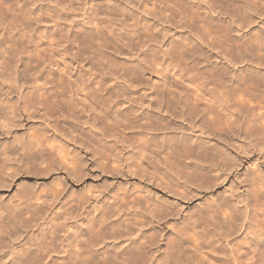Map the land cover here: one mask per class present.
Listing matches in <instances>:
<instances>
[{
	"label": "bare ground",
	"instance_id": "obj_1",
	"mask_svg": "<svg viewBox=\"0 0 264 264\" xmlns=\"http://www.w3.org/2000/svg\"><path fill=\"white\" fill-rule=\"evenodd\" d=\"M195 1L194 0H144L143 1V4L145 6V8H143V11L147 12V14L149 15L150 14H162L161 16L163 17L157 15L156 18L159 16L163 20L164 14L166 15V13H168V16L166 15L168 19L167 18L166 19L168 22L169 21L174 22L173 25L174 24L177 25L179 23L177 20L176 21L178 23L177 24L175 23V19L179 17L180 23H188L186 27L189 25L191 29H193L194 31L196 30L195 32L196 34L195 33L194 34L198 36H195V37L196 38L199 37V38L197 39L198 43H194V41L187 42L188 39L185 42L182 40L181 41L182 43L180 42L181 39L177 43H173L171 41L172 43L170 44V41H169V44L171 46H168L169 45L168 44L167 45L168 49L165 51L166 49L165 47L164 48L165 52L162 55H160L159 52L163 51L162 50L163 47L161 48V50L159 49V52H158V49H157L159 48L158 46L156 48L154 46V48L157 50L153 48L147 49L145 48L146 46L145 47L143 46V49L144 48L146 49V51H144L143 54L147 58L145 61L146 62L145 64L143 62L144 61L143 59H145V56L142 59L143 63L139 61L141 60L140 58H142L143 56L140 53L142 56H140L139 60L137 61L134 60V61L136 62L139 61L141 63H138L136 65H133V64L131 65V62H129L131 67L129 65H127L129 67L125 65H124L125 67L123 65H120L119 66L120 69L124 67L123 69L124 72L126 73L128 71V74H129V69L132 68L130 70L134 71L132 72L134 74L133 77H135V72H136V75H137V72L141 73L142 75L144 74L145 76L143 75V77H146V74H148L147 77L149 80L148 81L142 80V83L143 82H145V84L149 83L151 90L153 89L152 93L148 92L149 94L146 91H144L146 92L144 94L143 92L142 93L139 92V94L141 93V95H137L138 93L134 91L135 93H137L135 94L134 97L131 96L132 94H129L131 98L133 97L132 99H130L132 102L131 101L129 102L128 100L130 104L125 103L126 105L124 104L125 107L123 108L119 107L118 105V103L120 102L118 100L120 97L119 96L120 93H118L119 87L122 88V86L120 85L118 87L117 86L119 84L118 82H117L118 84L115 83L116 85H114L112 84V82H109V81L108 82L110 83V85H108V82L105 81V79H103L105 78V76H102L103 78H99L100 75H102V73L100 74L99 71H97V73L93 71L94 72L93 73L91 70V69H94L91 67V65L97 61V63L99 62L100 65L93 64L96 66V68H98V65L100 67L103 66L104 68L110 67L109 70L106 69V71H110V69H112L111 66L114 62L113 59L115 58L109 55L110 54L109 52L108 55L112 57V58L110 57L112 59L110 60L108 59L109 56H107L104 52H102L103 50L100 52L96 47H93L94 45L93 42L96 40L95 38H94L95 40L92 39L94 40L92 42L93 43L92 46L89 45V43L91 44V42H89L87 46L85 45L86 47L83 45V43H86V42H83L81 44L77 43L79 37H76L77 33L75 35L74 30L73 29L69 30L70 28L65 29L67 31L64 30L65 33L67 32L66 33L67 36L64 34V37L66 36L64 40H66L65 42L67 44L69 43L70 45H72L73 43H75L79 46V48L77 47L79 51H77L76 53H75L76 50L73 49L74 54L71 55L72 58L79 59V60L82 58L83 60H87V62L89 63L91 62L89 66L87 65L88 71L86 74L82 73L84 75L81 77L77 75V77H80L79 79L78 78L75 79L76 77L73 78L71 76L68 78H64V75L62 74H61L62 77L60 75H58L59 77H57L54 74L55 72H50V73L48 72V75L46 74V76H43V74L40 73L43 68L40 70L41 67L39 65H37L40 67L38 70H36L35 68L36 65L34 66L35 69H33L35 71L31 72L28 70V73L30 72L31 75L33 73V77L26 78L27 76H25L24 80L21 81V84L19 82H18L19 84L16 82L14 83L15 81L14 79L18 78V75H19L16 72V70H14L16 72L14 76H16V74L18 75L16 78L15 77L13 78L14 81L11 78L13 76L10 75V73L13 71H11L9 74L6 73L5 76L3 73L0 72L1 74H3L2 75L3 79L2 81H0V83L2 82L3 84H6L8 82L9 83L13 82L14 85L16 84L15 87L18 84V88H19V89L17 88L18 90H20L22 86L23 87L25 86V89L24 90L22 89L23 92H21L20 95L18 94L22 101L21 108H19L18 105L13 104L12 102L11 103L7 101L5 102L4 101L5 98L3 99L4 95H9V93H7L8 91L7 87L10 85L7 84L8 86H6V88H4L5 87L4 85L2 87L0 85V135L2 136L8 135L7 138L9 139L10 138L9 135H11L14 130L15 132L17 130L18 132V130L22 128L25 124V123L24 124L22 123L23 121L22 116L24 115L28 116L29 119L32 117L33 118L38 117L40 115L41 118L46 120L44 122L48 123V126L46 127H32L31 129L28 128L26 132H23V134L15 133L14 135L11 136L13 137L12 140L3 141V142L0 141V173L4 169H10V168H7L6 166L8 162L26 161V163H29L31 165L28 171L33 170L34 167H38L42 173L46 174L50 170H53L56 165V161H59L61 163L68 162V164L71 163L72 165H74V167H72L73 172L75 173L76 177L80 178L82 176L81 168L83 166V161H82L81 156L74 155L72 157L66 151L64 145H62L60 142L52 138V134L50 133V129H49L50 127H53L54 131H57L59 129L65 130V131L68 130V134H73L75 133V131L79 130L81 134L80 135L73 134L74 138H78L80 139L81 142H84V143H91L93 147L99 148L100 155H101L100 157H102L103 159H107L109 161L112 159V157H115L114 156L115 155L114 146L109 145L107 147V144H106L107 141H105V139L103 138L104 136L102 134L101 135L103 137L97 136L96 132L93 131V129H95L96 125L97 126L99 125L101 127V131L107 132V134H109L110 136L116 135L117 131L120 132L121 134H124L125 131L129 130L131 132L129 134L134 139V151L133 153H131V156H129L128 158L131 160V163L128 164L129 169L134 173H140V174L149 173L151 174V176L155 177V180H159L161 183L165 185H169V186L173 185V182L171 180L173 179L171 178L172 174H175V175H178L179 177L184 178L186 182H192V183H195L198 187H201L203 177H206L208 173L210 172L216 171L218 172L217 176L221 177V175H223L224 172L226 171L237 170L240 163H242L243 158L239 154H236V157L233 156L232 155L233 152L230 151L231 147L236 146L234 141H235V137L237 136L239 137L244 136L245 139H249L251 142L254 141L257 144H260L261 146L264 147V83L262 85H260L261 83H259V85H256V86L253 85L251 87L248 85L250 83L248 81L250 80L253 81L255 79H253V77L251 78V76L245 75L248 72H255L253 70L254 69L256 70V68L259 71L262 68L257 67L259 63L256 66L254 65L253 66L252 65L242 66L241 65L242 64L241 62L245 61V58L248 55L249 51H247L248 53L244 57V60L243 59H242L243 61L240 60L241 62H236V60L239 61L240 57L239 59H235L236 57L233 58L234 53H232L233 57L231 58L235 59L234 60L235 62L233 60H231V62H228V63H222L220 61H219L220 63L219 62L209 63L208 61H206L209 64L202 65L200 63L202 65V66L199 65L200 67H197V66L194 67L195 64L194 66H190V64L188 66L187 64L186 66H184L185 64L184 61L182 64L181 63L182 61L180 60V58H179L180 61L178 60V57H177V60L175 59L176 51L177 52L181 50L183 51L185 48H188V47H198L199 51H200V47H203V46L210 48L211 50L214 48L223 47L225 48L226 51H229L231 49H235V50L237 49V51L238 50L241 51L242 48H247V49L254 48V50L256 49L259 52L260 51L264 52V28H263L262 35L259 34L260 32L259 33L254 32L252 35V39L251 40L248 39L249 42L234 41V39L233 40L231 39L232 34L235 31H239L237 30L238 28H242V29L244 27L248 28L247 26H249L254 21L256 22L257 19L253 20L256 14H259L258 17H261L262 20L260 22L264 23V0H203L206 2V4L209 5L207 6V8L209 7L208 9L211 10V12L209 11V13L205 11H201V9H203L202 7L206 5L204 4L203 1L202 2L200 1V2L203 3L204 6H202L201 3L196 4ZM113 7H115V5ZM149 7H151V9ZM110 8L111 7H109V9L108 8L106 9H108L109 11ZM101 10L103 9L101 8ZM212 10L215 11L217 15H214L213 14L214 12ZM87 11L89 12L90 10H87ZM95 11H98V10H95ZM128 11L130 10H127V14L129 13ZM112 12L113 10H110L108 15L112 16L110 14ZM116 12L117 11H115V13ZM103 13H106V12H103ZM115 13L113 12V15ZM118 13H121V12L119 11ZM133 14L131 13V15ZM90 15L88 14L87 16H90ZM93 15L95 16L92 17L91 15L89 19L86 20V22L88 21V23H84L85 27H86V24L89 25L91 29L92 28L94 29L93 31L90 30L93 36L100 37V39H102L101 35L105 31L106 28L104 27L105 29L103 28L104 31H102L103 29H101L99 25L102 26L101 23L105 20V16H104L105 14L102 15L104 16V18L101 17V15H99V13L97 12ZM137 15L135 16L138 17L139 15L138 16ZM41 16H42V12H41ZM123 16L124 15H122V17ZM128 16L131 17L130 13L128 14ZM38 17L40 18L39 15ZM124 18H126V16ZM114 19H111V20H113L114 22ZM126 19L124 20L126 21ZM226 19H229V20H226ZM52 20H49V21H52ZM136 20L138 22V19ZM107 21H110V18L109 19L107 18ZM135 21L134 22L132 21V25L133 23L135 25ZM53 22L54 21H52V23ZM109 24L112 25L111 22H109ZM128 25L129 27L131 26V24H128ZM138 25L139 23L136 24L135 27H137ZM152 25H147V27L145 26L144 27L146 28V32L147 31L150 32L149 30H151V32L155 34V32L153 31L155 27L153 28L154 25L153 26ZM70 26L68 25L67 27H70ZM62 27L63 26H61V28ZM135 27L134 29H136ZM142 27L143 26L137 29H141ZM235 27H238V28L236 29ZM59 28L60 27L58 26V29ZM116 29L118 32L122 30V29L118 30V28ZM131 29H129L130 31L129 30L128 31L132 35L131 32H134V29L133 31ZM144 30L142 31L144 32ZM222 30H225V33L224 32L221 33ZM117 31H116V34H117ZM85 32H89V31L85 30ZM91 32H89L88 34L85 33L84 35L86 34L92 35L90 34ZM134 33H133V36L135 37ZM106 34L108 35L110 33L107 32ZM112 34L113 36L114 35L116 36V34H114L113 32ZM119 34L125 35L124 31ZM105 35H103V37H105ZM150 35L153 38H151L150 36L149 37L150 39L148 40H151V41L147 40L148 38L147 36V38L143 40L144 42H142L141 40L142 44L146 42L145 40L151 43L153 41V43H156V44H157V41H161V40L156 39L160 37L159 35H157L158 37L156 38L154 37V35L152 34ZM138 36H137V39L140 40V37L144 36V34L143 35L141 34L140 37ZM60 37H61L60 39L64 38L61 35ZM116 37H111V39L112 38L115 39ZM105 38H110V37H105ZM118 38L119 39L121 38L120 35L118 36ZM127 38L129 40L131 39L130 37H127ZM165 38H166V35L164 38L161 37V39H163V42L166 41V40L164 41ZM122 39H123V36H122ZM57 40L58 39H56V41ZM106 40L108 41H104V42H107V43L109 42L111 44L116 41L115 40L112 42L111 40L109 41V39H106ZM155 40L157 41L155 42ZM56 41L54 42L56 43ZM59 41L61 40L57 41L58 44H60ZM102 41L96 40L95 43L97 42L104 43ZM120 41L122 42L123 40H120ZM126 41L130 42V43L126 42L127 44H131L133 42L132 40L131 42V41H128L127 39ZM63 43L61 41V44ZM66 43H64L63 46ZM123 43H119V44L123 45ZM115 44L118 45L117 42ZM115 44L114 46L112 45L114 48L116 47ZM137 44L138 43H136L133 47L131 45L130 46L127 45L126 48L128 46L131 48H134ZM159 44L160 42L157 45ZM141 45L139 44L136 47L141 48L142 47ZM63 46L59 45V47H63ZM102 46L106 47L105 43ZM69 47L71 48V46ZM69 47L67 48L64 47L63 49L68 50ZM107 48L109 49L108 46ZM107 48L105 49L107 50ZM117 49L119 50L120 48L118 47ZM194 49H191V51H193ZM120 50H124V49H120ZM107 51H112V50H107ZM117 51H114V52L118 56L117 53L119 51L118 52ZM239 51L237 53H239ZM188 52H186V55H184V57L187 55L189 56ZM259 52H255V53L253 52V54H256V53L259 54ZM198 53L203 54L202 52L201 53L196 52V54L194 55L198 56L199 55ZM241 53H243V50ZM239 55L241 54L239 53ZM200 56H199V59L201 58ZM225 56H228V55L225 54ZM1 57H4V55L2 56L1 54ZM184 57H183V60H184ZM226 58L229 59V61L231 59L229 57H226ZM262 59L257 58V60H261L260 62H262ZM7 60L5 58V60L3 61L6 62ZM83 60H81V62H78V60H76L77 63H79V65L74 66L75 69L76 67L79 70L80 69L83 70L85 68V65H83L84 64ZM186 60L187 59H185V61ZM205 60H208V59H205ZM251 62L255 64V62L253 61ZM12 63L13 61L11 62V64ZM148 63L149 65H146ZM239 63L241 64L239 65ZM7 64L9 65V63ZM11 66L12 65H10V67ZM25 66L27 65L25 64ZM157 66L159 68L161 67L162 70H165V69L174 70L175 72L173 71L174 73H172L173 75L172 77L174 78H170V79L172 80L175 79V81L173 82L172 80L169 79V77L171 76L170 74L167 80L162 78L163 83L162 82L159 83L160 80L157 83L156 79L154 80L153 78L156 71H153L154 74L152 72L151 73L148 72L152 70L153 68L157 70L158 69ZM27 67L29 68L30 65ZM27 67L23 66V70L27 71L28 69ZM114 67L111 73H113L114 69L116 71L118 66H114ZM0 68H1V71H3L5 68L4 64H1ZM12 69H14V67ZM54 69L55 67L53 68V70ZM118 72L119 70L116 71L117 74ZM261 72L260 74H263ZM28 73H24V74H28ZM106 73L107 72H105L104 75H106ZM121 73H123V71ZM125 73L123 74L125 75ZM164 73L166 74V72ZM204 73L205 74L209 73L210 76H205ZM22 76L24 77L23 74ZM67 76H69V74ZM110 76H108V78H110ZM128 76L130 77L131 75L129 74ZM161 76L163 77V74ZM124 77H126V79L128 80H130V78L133 79V77H130V78H128L127 76H124ZM255 77L256 75L254 76V78ZM136 79L138 80L139 77L137 76ZM256 79H259V78L256 77ZM263 79H261V82ZM106 80H109V79H106ZM126 81L127 80H125V82ZM133 83L131 81V85H130L131 87L134 85ZM140 83L141 81L137 83L138 85L136 84L137 87L141 86L139 85ZM129 84H126L128 85V87L127 86L125 87L129 88L130 87ZM245 84L246 86L248 85L249 87L245 88L244 87ZM144 87L145 86L143 85L141 88H144ZM133 88L135 90V87ZM141 88H140V91L142 90ZM125 89L123 90L122 88L124 92H125ZM3 90L5 91L4 93H3ZM124 92L120 94L122 99H123V96L126 97L125 94L127 92L125 94ZM87 98H90V100L92 99V101H95V104L97 102L98 105L97 104L96 105L100 106V108H98L96 105L91 104L92 101L91 103L89 102L90 104H88ZM124 100L127 101L125 98ZM120 106H122V103L120 104ZM80 110L82 111L87 110L86 112L87 115L85 116L87 117L90 116V119H92L91 128L86 129L79 125V128L81 129L80 130L77 127V124L79 123L78 121L80 120L81 114H82ZM88 121L89 120L87 119L86 123ZM185 121L191 124L190 128L192 130H194V128L195 129L198 128L199 131H201L200 135L196 139L192 140L191 138L186 136L184 133L178 134L177 132H175V130L178 128V123L181 122V124H184ZM51 123H53V125H51ZM169 129L174 130V132H165ZM161 134H163L162 137H160ZM239 147L245 151L247 149V147H245L244 145L242 146L240 145ZM109 151H111V154H108ZM112 160L114 163L117 162L116 159H112ZM120 167H123L121 164V160H120V163H118V165L116 166V168L115 167L113 168L115 170L117 169L119 170ZM11 174L15 176V174H17V171L12 172ZM149 174H147V176ZM250 183H251L250 187H252L251 193L247 194L246 192H244L247 197L243 195L244 199L239 201L240 204L242 203V201L243 203H245L244 210L241 207H237L238 203L236 205L234 203L232 204L230 200L228 199H221L223 201L219 203L217 201L216 202L214 201L212 204H209V207L206 209L204 215L203 214L198 215L199 217L193 218L194 220L192 221V225H190L189 229L183 228L181 231L179 230L178 232L179 234L177 238H175V240L171 242V245L170 247L168 246L169 247L168 249L170 250L172 249L174 251L175 249H178L179 247H181L184 241H189L192 244V246L190 244L189 250H186L187 252L184 251L185 252L184 253L180 249V251L182 252L180 251L179 252L183 253L184 255L187 253L191 254V253H194V251L197 248H199L200 244H202L200 242V240L202 239L206 241L207 243H209L208 246L210 250L213 251L214 253V251L217 249V245L215 246V244H218L219 240L222 238H224L225 240H227L228 238H231L230 237L231 234L229 233V231H231L233 227H236L239 222H242V226H240L241 227L240 229H242L243 226L250 229V226H253L252 224L254 223V226L256 227L253 226L255 229L252 227L253 229L251 228V230H254L253 232L255 234L254 235L252 234L251 238H253L256 235L257 236L253 238V240L255 241H253L254 244H252L253 242H251L252 245L251 247H249L250 250L247 251L243 248H240L241 247L240 245L239 247V246L232 245L230 243L229 252L227 253V255L225 254L227 256L226 257L227 259L225 258L226 260L224 261V264H264V248H262L261 246L256 247V245L258 246L259 239L264 240V175H261L260 173V174L255 175L254 177L252 176V178L250 179ZM248 191L249 190H247V192ZM126 193L125 194L118 193L117 197H115V199L110 203L109 206L102 207L103 206L102 204L101 208H97L96 212H93L92 215H90L91 213L90 214L87 213V215L85 214L84 216H82L85 221L83 226L78 227L79 226L78 225L77 226L78 228L71 230L69 233H68L69 230L67 229H66L67 232L61 233L62 230L60 229L59 224L54 222L53 218H50L47 222H45L46 225L40 229L41 231L39 235L36 237V240H35L36 243L33 248L27 247V246L21 247L20 242H18L17 240L18 230L14 229L15 223L18 224L20 222L23 223L24 221L26 222L31 221V219L34 218L33 215L34 214L37 215L34 212L38 211V209L41 206V203L52 201V204H54L57 201V199L60 198V192L58 191L53 192L51 194V197L47 198L48 197L47 193H43L42 191H38V192L36 191L33 196V198L36 199V202H35L36 204H34L33 207L31 206L32 207V209L30 208L31 210L29 209V207L24 206L25 204L24 202H22L24 203L22 205V204L17 203L18 201L16 203L13 201L12 207H11V213L13 216L10 214V216H12L13 219L9 218V221L10 219H11V222L13 221L12 223H10V225L12 224L13 226L9 230H6L7 228L5 226L4 227L6 229L3 227V223H1L2 226L0 224V252L2 253L0 255V264H49L50 260L53 259V256L55 254H58V253L61 254L62 252L64 253V258H63L64 261L61 264H138L141 261H143V263L141 264L148 263L149 261V258L147 256L148 254L147 252L145 253V251H143L145 242L142 243V240L145 238L142 236L146 234L144 233L145 230L143 228L147 225V221L145 220L144 217H139L140 219H138V216H145V214L147 213L146 215H150L149 217H156V216L163 217L165 216V214H170V212L167 210L168 209L167 205L166 207H164L167 209H164L162 204L154 202V200L150 201L146 197H141L142 199L141 201L137 196L131 197L133 196L132 193L130 194L129 193L126 194ZM130 197L131 199H129ZM118 200H122L124 201V203L129 202L128 205H130V207L133 209L129 210L130 211L129 213L125 212L124 208L122 209L121 205L116 204V202L119 203ZM125 200H128V202H125ZM77 202L78 203L80 202V204H82L81 201H77ZM65 203H67L65 202V199L62 200L61 198L60 202H58V205H57L59 206L58 208L61 210V208L65 205ZM32 204L33 202L31 203V205ZM84 208L85 207H83V209ZM139 208L143 209L141 210V212L143 211L142 213H140V211L138 210ZM170 209L171 207L169 208V210ZM66 211L67 210H65L64 212L68 214L69 212H66ZM23 213L24 214L27 213L26 215L28 219L26 217H23ZM128 214L130 216L131 214L134 216L133 217L134 221L130 219V216L127 217ZM260 217L262 218L260 219ZM23 218H26V219H23ZM257 218L259 220H257ZM225 224H226V227H228V230L223 229ZM135 227H136V230H135ZM210 227L211 229H209ZM248 229H245V230H248ZM134 230L135 232L138 230L136 236L137 237L139 236L138 238L141 240V242L140 240L136 241L138 238L137 239L133 238L131 242H128L126 244L124 243L125 241L115 242L121 239V237L126 236L127 238V236L129 235H131V237L132 236L134 237L135 235ZM139 232L140 234H138ZM11 237H13V240L9 241ZM152 241L150 240L149 242H152ZM167 255L168 257L166 256L167 257L166 259H159L157 264H172L174 262L172 259L176 258L175 256L176 254L170 253L168 251ZM178 258L174 260L178 262L177 260ZM61 261L62 260H60V262Z\"/></svg>",
	"mask_w": 264,
	"mask_h": 264
},
{
	"label": "rangeland",
	"instance_id": "obj_2",
	"mask_svg": "<svg viewBox=\"0 0 264 264\" xmlns=\"http://www.w3.org/2000/svg\"><path fill=\"white\" fill-rule=\"evenodd\" d=\"M143 1L142 0H136V1L135 0L134 1L133 0H131V1L130 0H37V1L36 0H21V1L20 0H0V51H1L0 53L2 54V56L4 55V57H1V54H0V65L4 64V67L6 68V69L4 68L5 71L4 70L1 71V68H0V72L3 73L5 76L6 73L9 74L11 71H13L10 73V75L13 76V77H11L12 80L14 77L16 78L17 75L19 74L18 78L21 80L16 78V79H14L15 81L14 80L13 81H14V83L19 82L20 84H21V81L24 80L25 76H27L26 78L33 77V73L31 75V73L29 72L30 73L29 74L28 70L33 72V71H35L33 69L36 68V70H38L40 67H41L40 70L43 68L42 71L40 72L41 74H43V76H46V74L48 75V72L49 73L55 72L54 74L57 77H59L58 75L61 76V74H62V75H64V78H68L71 76L73 78L76 77L75 79H77V78L79 79L81 76H83L84 74L87 73V71H88L87 65L89 66L91 64V62L89 63V62H87V60H83L82 58L80 60L72 58L71 55L74 54V50H76L75 53L77 51H79L78 50L79 46L75 43H73L75 45L74 46L73 44L70 45L69 43L67 44L65 42L66 40H64V39L67 36L66 35L67 32L65 33V31H67V30H65V29H68V28H70L69 30L73 29L75 32V35L77 33L78 36L76 35V37H79L77 43L81 44L83 42H86V43H83L84 46L85 45L87 46L89 42H91V44L89 43V45H91V46L94 43L93 47H96L100 52L103 50L102 52H104L107 56L111 55L112 57H114L115 58V59H113L114 65L112 64V66H111L112 69L114 66L119 67L120 65H123V66L129 65L131 67L132 64L136 65L138 63H141L143 57L145 56L143 54V52L146 51L145 48L155 49L158 46L159 48H157V49L159 52V49L161 50V48L163 47L162 48L163 51L159 52L160 55H162L168 49L167 45L169 44V41L171 44L172 42L177 43L180 39H181L180 42L182 40L185 42L188 39L187 42L194 41V43H198L197 39L199 37H197V38L195 37V36H198V35H195L196 30L194 31L193 29H191V27H189V25L186 27V25L188 23H180V21H179L180 18L178 17L175 19V23L177 24L179 22L180 25H182V26H180L179 23L177 25H175V24L173 25L174 22H172V21L168 22L167 21L168 17H166V15L168 16V13H166V15L164 14L163 20L161 18V17H163V16H161L162 14H150L149 15V14H147V12L143 11V8H145ZM200 1L202 2L203 0H197V1H195V3L200 4L201 3ZM203 2H204V4H206L205 1H203ZM20 3H22V4H20ZM204 4L201 3L202 6H204ZM114 5H115V7H113ZM207 6H209V5L206 4L204 7H202L203 9H201V11H205L208 13H209V11L211 12V10L208 9L209 7L207 8ZM109 7H111L110 10H113L114 13H115V11H117L114 15H113V12L110 13L112 16L108 15L109 11H110V10L108 11ZM98 8H100V9H98ZM101 8L104 11L101 10ZM106 8H108V9H106ZM122 8L125 11H123ZM149 8L151 9V7H149ZM87 10H90L91 12L90 11L88 12ZM95 10H98V11H95ZM127 10H130L128 12L130 13L131 17L128 16L129 13L127 14ZM132 10H134V11H132ZM119 11L121 13H118ZM41 12H42V16H41ZM96 12L99 13V15H101V17H103V18L105 16V20L101 23L102 26L99 25V27H101V29H103L104 27L106 29H108V28L110 29V30L109 29L106 30L104 28L105 31H104V29L102 30L105 32V34L107 32L110 33L108 35L106 34L107 35L106 36L103 32L101 35L102 39H100V37H94L92 32L90 31V30L93 31L94 29L93 28L91 29V27L87 24L85 27V24H84V23H88V21L86 22V20H88L91 15H92V17H94L95 15H93V14H95ZM103 12H106V13H103ZM213 12L212 13L214 15H217V13L215 11H213ZM122 13H124V14H122ZM131 13L132 14L136 13L135 15L138 14L139 16L137 15L138 17H136L134 14L131 15ZM88 14L89 15L91 14V15L87 16ZM38 15L40 16V18L38 17ZM53 15L54 16L56 15L55 16L56 18ZM102 15H104V16H102ZM122 15H124V16L122 17ZM157 15H159L161 17L158 16L156 18ZM258 15L259 14L255 15V17H254L255 19L253 18V20H256V19L257 20H256V22L255 21L253 22L254 24L251 23L253 25L250 24L249 25L250 27L247 26L248 28L244 27L243 29L235 27L236 29L238 28L237 30H239V31H235L232 34L231 39L232 40L234 39V41L249 42L248 39L249 40L252 39V35L254 32L255 33L260 32L259 34L262 35L264 23L260 22L262 19H261V17H258ZM125 16L127 19L124 18ZM154 16H155V18H154ZM134 17H135V19H134ZM107 18L108 19L110 18V21H107ZM52 19H54V20H52ZM111 19H114V22ZM124 19H126V21ZM136 19H138V22ZM49 20H52L54 22L52 23V21H49ZM81 20H82V22H81ZM226 20H229V19H226ZM132 21L133 22L135 21V25L138 23H139V25L137 27H135V25L133 23V25H134L133 26ZM165 21H167V22H165ZM12 22H13V24H12ZM56 22L57 23L59 22V23L57 24ZM109 22H111L112 25H110ZM106 23H107V25H106ZM168 23H170V24H168ZM70 24H71V26H70ZM128 24H131V26L129 27ZM140 24H142V25H140ZM68 25L70 27H67ZM147 25H152L153 28L155 27V29L153 30L155 32V34H153V32H151V30H149L151 33L148 31L146 32L145 27H147ZM183 25H185V26H183ZM58 26L60 27L59 29H58ZM61 26H63V27L61 28ZM141 26H143L141 29H137V28H140ZM131 27H132V29H131ZM134 27L136 29H134ZM82 28H83V30H82ZM116 28H118V30H121V29L122 30L118 32ZM189 28L193 31H191ZM129 29H131L132 31L134 29L135 33L131 32L132 33V35H131L129 33V31H130ZM85 30L91 32L90 34H92V35H87L89 32H85ZM135 30L137 31V33ZM140 30L141 31L144 30V32L143 31L141 32ZM111 31L114 34H116V31H117V34H116L117 37L115 35L113 36ZM123 31H124L125 35L119 34V33H122ZM248 31H249V33H248ZM138 32H139V34H138ZM187 32H189L190 34ZM223 32L225 33V30L221 31V33H223ZM85 33H87V34L84 35ZM133 33H134L135 37L133 36ZM140 33L142 35L144 34V36H141ZM64 34L66 35L65 37H64ZM150 34L154 35L155 38L158 37L157 35L160 36L159 37L160 39L159 38H156V39L161 40V41L155 40V42L157 41V44L160 42L159 45H157L156 43H153V41H152V43L148 42V41H151V40H148V39H150L149 38L151 36ZM60 35L63 36L64 38L62 37L63 39H60L61 38ZM81 35L82 36L84 35L85 37L88 36V37L85 38L84 36L82 37ZM103 35H105V37H110V38H105V37H103ZM119 35L121 37L120 39L118 38ZM121 35L123 36V39H122ZM145 35H147L148 38ZM165 35H166V38L164 39V41L165 40L166 41L163 42V39H161V37L164 38ZM189 35H190V37H189ZM192 35H194V36H192ZM126 36L130 37L131 39L129 40ZM137 36L138 37L141 36L140 40L137 39ZM249 36H250V38H249ZM111 37H116V38L115 39L112 38L113 39L112 40ZM143 37H145V38H143ZM94 38L97 41L103 40L102 42L108 41L106 39H109V41L111 40L112 42L115 40L116 41L113 42L112 44L109 42L108 43L104 42L106 45V47H105V46H102L104 43H100V42L95 43L96 40ZM146 38L148 41L145 40L146 42L142 44V42H144L143 40ZM151 38H153V37L151 36ZM56 39L61 40L62 43L64 42L66 44L63 46L64 43L61 44V41H59L60 44H58V42H57L58 40L56 41ZM79 39H81L82 41ZM92 39H94L95 41ZM126 39L128 41L132 40L133 42L131 41L132 42L131 44H127L130 42H127ZM175 39H177V40H175ZM191 39H193V40H191ZM86 40H88V41H86ZM117 40H119V41H117ZM120 40H123V41L121 42ZM141 40H142V42H141ZM54 41H56V43ZM116 42L118 43L119 46L117 44H115ZM99 43L101 44V46ZM119 43H123V45L119 44ZM136 43H138L136 46H138L139 44L140 45L142 44L141 45L142 47L139 46L142 49L138 48L136 46L134 48L129 47L130 45L133 47ZM114 44L116 46L115 48L113 47ZM153 44H155V45H153ZM170 44L168 46H171ZM59 45L63 46V47H59ZM127 45H129L128 46L129 48L128 47L126 48ZM148 45H149V47H148ZM160 45H161V47H160ZM69 46H71L72 50ZM107 46L109 47V49L107 48ZM143 46L144 47L146 46L144 48L145 50L143 49ZM154 46H155V48H154ZM64 47H66V48L69 47V49L64 50L63 49ZM74 47L75 48L78 47V48L75 49ZM99 47H100V49H99ZM118 47L120 49H124V50H120V49L118 50L117 49ZM165 47H166V49L164 51ZM203 47H200V51L198 50L199 49L198 47L185 48L183 50V51L186 50L185 52H183L181 50L183 54L181 53V51H178V52L176 51L175 52V56H176L175 59L177 60V57H178V60H179V58H180V60L182 61L181 62L182 64L184 61V63H185L184 66H186V64H187V66L189 64H190V66H194V64H195L194 67H196V66L200 67L202 65H206V64H209L211 62L216 63V62L220 61L222 63H228V62H231V60L234 61L235 59H239V57H240L239 61L236 60V62H241L244 60V57L247 55V53H248L247 51H249L248 55L245 58V61L241 62L242 64L239 63V65L241 64L242 66H247V65L256 66L259 63L257 67H260L262 69L259 71L256 68V70L255 69L253 70L255 72H248L245 74V75L251 76V78L253 77V79H255V80H253L254 82L252 80L248 81L250 83L252 81V83H253V84L249 83L248 85L252 87L253 85L254 86L259 85V83H261L260 85H262L264 83L263 82L264 81V79H263V77H264V68H263L264 67V63H263L264 52L263 51H260L261 52V54H260V52L257 51L256 49L254 50V48H248L249 50L247 48H242L243 53H241L242 50L241 51L238 50L239 53L241 54V55H239V53H237L238 52L237 49L236 50L231 49L232 51L231 50L226 51L225 48H223V47L214 48L212 50L210 48L205 47V46H203ZM105 48H107V50H112L113 52L107 51ZM219 48H220V50H219ZM157 49H155V50H157ZM191 49H194L193 50L194 53H193V51H191ZM244 49L246 50V52ZM187 50L190 51L191 53L188 52ZM218 50L220 53L218 52ZM251 50L254 53L259 52V54L258 53L253 54V52ZM2 51H4V52H2ZM114 51L118 52L117 53L118 56L116 55V53ZM120 51H121V53H120ZM122 51H124V52H122ZM109 52H110V54L108 55ZM186 52L189 53V56L187 55V56H185L186 57L185 58L184 55H186ZM196 52H200V53L202 52L203 54L198 53L199 55L197 54L198 56H195L194 54H196ZM179 53H181V54H179ZM229 53L231 56L229 55ZM232 53H234V55ZM192 54L194 55V57ZM225 54L228 56H225ZM257 54H258V56H257ZM253 55H254V57H253ZM111 56H109L108 59L112 60ZM140 56H142V58H140ZM199 56L201 57L200 59H199ZM220 56H222V57H220ZM223 56L225 59L223 58ZM248 56H250V57H248ZM261 56L263 59L261 58ZM181 57H182V59H181ZM183 57H184V60H183ZM188 57H189V59H188ZM226 57H229V58H231V57L235 58L236 57V58L235 59L231 58L229 61V59H227ZM5 58H6V60L8 59L6 62L9 63V65L5 61H3V60H5ZM139 58L141 60H139ZM251 58H253L254 60ZM257 58L262 59V62H260L261 60H257ZM146 59L147 58L145 56V59H143L144 64L146 63L145 62ZM185 59H187V60L185 61ZM194 59H196V60H194ZM202 59L203 60L208 59V60L203 61ZM76 60H78V62H81V60L84 61L83 65H85V68L83 70L80 69L82 72L77 67L75 69L74 66L79 65V63H77ZM134 60H136V61L139 60L141 62H139V61L136 62ZM12 61H13V63L11 64ZM206 61H208L209 63H207ZM251 61L255 62V64L252 63ZM2 62H4V63H2ZM43 62H45V63H43ZM72 62H74V63H72ZM129 62H131V65ZM133 62H135V63H133ZM115 63H117V64H115ZM25 64L27 66L30 65L32 70L30 67L28 68L27 66H25ZM93 64L97 65V64H99V62L97 63V61H96ZM10 65H12V66L14 65L13 66L14 69H12L13 67L11 66L12 67L11 68ZM37 65H39L40 67ZM66 65L67 66L69 65L68 66L69 68ZM72 65H73V67H72ZM92 65H91V67L94 68V69H91L92 72L94 71L95 73H97V71H99L100 74L102 73V75H100L99 78H103L102 76H105V78H103V79H105V81L112 82V84H114V85H116L115 83L118 82L119 83V84L117 83L118 87L121 85L123 90L126 88L125 92H124L122 90V88L119 87L118 93L122 94L124 92V94H125L127 92L125 94L126 97H124L122 95L123 99H122L121 95L119 94V96L121 98L119 97L118 100L122 103V106H120L121 103L119 101H118L119 102L118 105L121 108L125 107L124 104L125 103L128 104L131 101L130 99H132L135 96V94H137V93H138L137 95H141L142 92H143V94L146 92L152 93L153 89L151 90L149 83L148 84L147 83L145 84V82H143L144 84L142 83V80H147V81L149 80L147 77L148 74H146V77H143L144 74L142 75L141 73L137 72V75H136V72H135V77L136 78H137V76L139 77V79H138L139 81H138L135 77H133L134 74L132 72H134V71L130 70V69H132V68H130L129 74L131 75L130 77H133V79L134 78L136 79V80L134 79L135 80L134 81L132 78H130L128 76L129 75L128 71L126 72L128 75L124 72L123 69L125 66L124 67L121 66V67H123L121 69H120V67L119 68L117 67L116 71L119 70V72L117 74L115 69H114L115 73H114V71H113V73H111L112 69H110V71H106V69L109 70L110 67L104 68L102 65H101L102 67H100L99 66L100 64H99L98 68H96L95 65H93L95 67H93ZM146 65H149V63ZM23 66L28 68V69L25 68V69H27V71L23 70ZM34 66H35V68H34ZM129 66H127V67H129ZM54 67H55V69L53 70ZM103 68H104V70H103ZM114 68H116V67H114ZM19 69H21V70H19ZM153 69L148 71V72L149 73L152 72L154 74L153 71H156L153 78H154V80L156 79L157 83L159 80H160L159 83H161V82L163 83L162 78L167 80L168 76H170V74H171V76L169 77V79L174 78V77H172L173 76L172 73L175 72L174 70H169V69L162 70L161 67L160 68L158 67L159 70L158 69L156 70L155 68H153ZM14 70H16V72L18 73V74H16V76H14L16 73ZM67 70H69V71H67ZM120 70H121V72L123 71V73H125V75L123 73H121ZM130 71H131V73H130ZM157 71L158 72L160 71L162 73L159 72L160 73V75H159V73ZM23 72L28 73L29 76H28V74H24ZM74 72H75V74H74ZM105 72H107L106 75H104ZM109 72H110V74H109ZM164 72H166V74ZM169 72H171V73H169ZM260 72L263 74H260ZM1 73H0V81H2V79H3L2 78L3 74H1ZM71 73L73 74V76ZM82 73H84V74H82ZM251 73H252V75H251ZM22 74L24 75V77L22 76ZM66 74L67 75L69 74V76H67ZM162 74H163V77L161 76ZM257 74H258V76H257ZM77 75H79L80 77H77ZM139 75L141 76V78ZM204 75L210 76L209 73H207V74L204 73ZM255 75L259 79H256V77L254 78ZM260 75H262V76H260ZM108 76H110V78H108ZM124 76H127L128 78H130V80L126 79V77H124ZM143 78H145V79H143ZM106 79H109V80H106ZM261 79H263L262 82H261ZM125 80H127L126 81L127 83L125 82ZM170 80H172V79H170ZM131 81H132V83L135 82V83H133L134 85H136L137 83H139L141 81V83L139 84L141 86H139V87L141 88L143 85L145 87L141 88L142 90L140 91V88L137 87L138 84L136 86H134V85L132 87L130 86ZM172 81L174 82L175 79H173ZM109 82H108V85H110ZM124 82L126 84L130 83L129 84L130 87L127 88L128 85H126ZM1 83H0L1 87L4 85L5 86L4 88H6V86H8L7 84L10 85L7 87L8 91H9V92L7 91V93H9V95H4V97H3V99L5 98L4 101L5 102L7 101L9 103L12 102L13 104L18 105L19 108H21V105H22L21 102L22 101H21L19 95L21 94V92H23V90L25 89V86L24 87L22 86L20 88V90H18L19 89L18 88L19 83L17 84L16 87H15L16 84L14 85L13 82L12 83L8 82L6 84H3V83L1 84ZM122 83H124L125 85ZM146 85L149 86L150 90H149L148 86H146ZM248 85L246 86V84H245L244 87L248 88L249 87ZM125 86H127V87H125ZM133 87H135V90ZM131 88H133V89H131ZM136 88H138V89H136ZM14 89H16V90H14ZM4 90H6V89H4ZM4 90H3V93L5 92ZM127 90L130 92H128ZM134 91L137 93H135ZM144 91H146V92H144ZM17 92H19V93H17ZM139 92H141V93L139 94ZM129 94H132L131 96H133V97L131 98V96ZM124 98L127 101H125ZM8 99H10V100H8ZM87 99H88L87 100L88 104H90L92 99L91 100H90V98H87ZM121 100H123V101H121ZM128 100H129V102H128ZM91 104L96 105L97 102L95 104V101H92ZM85 105H86V103H85ZM97 107L100 108V106H97ZM80 111L82 114H81L80 120L78 121L79 123L77 124V127L79 128V125H80L81 127L86 128V129L91 128L92 127V123H91L92 119H90V116L89 117L85 116V115H87V113H86L87 110H85V111L80 110ZM38 117H40V115ZM38 117H34V118L32 117L33 119L32 118L29 119L28 116H26V115L22 116L23 121H24V122L22 121V123L23 124L25 123L24 126L22 128H20L18 130V132H17V130H16V132L14 130L12 132V134L9 135V137L11 139L7 138L8 135H5V136L0 135V141L3 142V141L12 140L13 139V137H11L12 135H14L15 133L23 134V132H26L28 128L31 129L32 127H46V126H48V123L44 122L46 120H44L41 117L40 118H38ZM87 119L89 121L86 123ZM179 123H180V125H179ZM179 123H178V128L175 130V132H177L178 134L184 133L186 136H188L192 140L196 139L200 135L201 131H199L198 128H196V129L194 128V130H192L190 128L191 127L190 123H187L186 121L184 122V124H181V122H179ZM51 125H53V123H51ZM186 125H187V127H186ZM49 129H50V133L52 134V138L54 140L60 142L62 145H64L66 151L72 157L74 155L75 156H77V155L81 156L82 161H83V166L81 168L82 176L80 178L76 177L75 173L73 172V169H72V167H74V165H72L71 163L68 164V162L61 163L59 161H56V165H55L54 169L50 170L46 174L42 173L38 167H34L33 170L28 171L29 168L31 167V165L29 163H26V161H20V162L12 161V162H8L6 164L7 168H10V169H4L0 173V219H1L0 224L3 223V227L5 226L7 228L6 229L4 227L6 230H9L13 226L12 224L10 225V223L13 222V221L11 222V219H13L12 218L13 215L11 213V207H12L13 201L15 203L18 201L17 203L22 204V205L25 203L24 204L25 207H29V209L30 208L32 209L33 205L36 204L35 203L36 199L33 198L36 191L37 192L42 191L43 193H47V195H48L47 198H50L51 194L53 192H56V191L60 192V198H58L54 204H52V201L41 203V206L38 209V211L34 212L37 214V215L34 214L35 216L33 215L34 220L31 219V221H29V222L24 221L23 223L22 222H20L18 224L15 223L14 229L18 230L17 240H18V242H20L21 247L27 246V247L33 248L35 243H36V241H35L36 237L39 235V233L41 231L40 229L46 225L45 222H47L50 218H53L54 222L59 224L60 229L63 231V232L61 231V233L67 232V230H69L68 231V233H69L71 230L76 229L80 226H83L85 221H84L82 216H84L85 214L87 215V213L88 214L91 213L90 215H92L93 212H96L97 208H101L102 204H103L102 207L109 206L110 203L115 199V197H117L118 193L119 194L120 193L125 194L126 192L129 194L132 193L133 196H131V197L137 196L141 201H142L141 197H146L150 201L154 200V202L162 204L163 208L166 207V205H167L168 209L167 208H164V209H167L170 212V214H165V216H163V217H160V216L149 217L150 215H146L147 213L145 214V216H138V219H140L139 217H144L145 220L147 221V225L143 228L145 230L144 233H146V234L144 236H142V237H145L142 240V243L145 242V245L143 247V251H145V253L147 252V254H148L147 256L149 258V261L146 264H157L159 259H166L168 257V255H167L168 251L170 253L176 254L175 255L176 258L179 257L177 259L178 262L174 260L176 258H173L172 260L174 262L172 264H176V263L177 264H224V261L227 259L226 255L229 252V246H230L229 244L230 243L232 245H235V246L240 245L241 246V247L239 246L240 248H243L247 251H249L250 250L249 247H251V245L254 244L253 241H255V240H253V238H255L257 236L256 235L253 238H251L252 234L253 235L255 234L253 232L254 230H251V228L254 226V223L252 224L253 226H250V229L243 226V228L248 229V230H245L243 228L240 229L241 228L240 226H242V222H239L236 227L232 228L233 230L231 229V231H229V233L231 234L230 235L231 238H228L227 240L222 238L219 240L218 244H215V246L217 245V249L214 251V253H213V251L210 250V248L208 246L209 243H207L206 241H204L202 239L200 240V242L202 244H200L199 248H197L194 251V253H191V254L187 253L184 255L183 253H180L182 251L187 252L186 250H189L190 244H191L189 241H184L183 245L178 248L179 250L175 249L173 251L172 249L171 250L168 249L171 245V242L173 240H175V238H177V236L179 234L178 233L179 230L181 231L183 228L189 229L190 225H192V221L194 220L193 218L199 217L198 215H202V214L204 215L206 209L209 207V204H212L214 201L215 202L217 201L219 203V202L223 201L221 199H228V200H230V202L232 204L234 203L236 205L238 203L239 206L237 204V207H241L243 210L245 209V203H243V201H242V203L240 204L239 201L243 200L244 196L247 197L244 192H246L247 194L251 193L252 187H250L251 186L250 185L251 184L250 179L252 178V176L254 177L255 175L260 174V173H261V175H264V147L261 146L260 144H257L254 141L251 142L249 139H245L244 136H242V137L237 136V137H235V141H234L236 146L231 147V150H230L231 152H233L232 153L233 156L236 157V154H239L243 158L242 163H240L237 170L226 171V172H224L223 175H221V177L217 176L218 172H216V171L210 172V173H208V175L206 177H203V181L201 180L202 181L201 187H198L195 183L186 182L184 178L179 177L178 175L172 174L171 178H173V179H171V178L170 179L172 180L173 185L169 186V185H165V184L161 183L159 180H155V177L151 176V174H149V173H144V174L143 173H141V174L140 173H134L129 169L128 164L131 163V160L128 158H129V156H131V153H133V151H134V139L129 134V133H131L129 130L125 131L124 134H121L120 132L117 131L116 135L110 136L109 134H107V132L101 131V127L99 125L98 126L96 125L95 129H93V131L96 132L97 136H102V135L104 136V137L103 136L102 137L105 139V141H107V143H106L107 147L109 145L114 146V149H115V155L114 156L115 157H112V159L117 160V162L114 163L112 159L109 161L107 159H103L102 157H100L101 155H100V149L99 148L93 147L91 145V143H84V142H81L80 139L74 138L73 134L74 135H76V134L80 135L81 134L79 130L75 131V133H73V134H68V130L65 131V130L59 129L57 131H54L53 127H50ZM165 132H174V130L169 129ZM162 136H163V134L160 135V137H162ZM240 145L241 146L244 145L245 147H247L246 151L241 149L239 147ZM108 154H111V151H109ZM120 160H121V164L123 167H120L119 170L118 169L115 170L113 167L116 168L118 163H120ZM14 171H17V174H15V176H13V174H11ZM256 172H257V174H256ZM147 174H149L150 176L149 175L147 176ZM247 190H249V191L247 192ZM29 193L30 194L33 193V194L30 195ZM131 197L129 199H131ZM61 198H62V200L65 199V202H67V203H65V205L60 210L58 208L59 206H57V205H58V202H60ZM77 201H81L82 204H80V202L78 203ZM22 202H24V203H22ZM32 202H33V204L31 205ZM118 202L119 203L116 202V204L121 205L122 209L124 208V211L127 213L130 212L129 210L133 209L130 207V205H128L129 204L128 200H125V202H128V203H124V201H122V200H118ZM27 205H29V206H27ZM83 207H85V208L83 209ZM170 207H171V209L169 210ZM65 210H67L66 212H69V213L68 214L65 213L64 212ZM138 210L140 211V213L143 212V211L141 212V210H143V209L139 208ZM198 211H199V213H198ZM201 212H203V213H201ZM10 214L12 216H10ZM26 214L23 213V217L27 218ZM81 214H83V215H81ZM3 215L7 218H5ZM64 215H65V217H64ZM139 215H141V214H139ZM8 216H10V217H8ZM129 216L130 215L128 214L127 217H129ZM133 217L134 216L131 214L130 219H132L134 221ZM9 218H11L10 221H9ZM26 218H23V219H26ZM258 218H257V220H259ZM261 218L262 217H260V219ZM138 222H139V220H138ZM1 226H2V224H1ZM136 227H135V230H136ZM225 227H226V224L224 225L223 229L228 230V227H226V228ZM254 227H256V226H254ZM209 229H211V227ZM135 230H134V234H135L134 237L133 236L131 237V235L127 236V238H126V236L121 237V239H119L118 241H115V242H119V241L124 242L125 241L124 243L126 244L128 242H131L133 240V238L137 239L139 237V236L138 237L136 236L138 230L136 232H135ZM247 231H249V232H247ZM61 233H59V234H61ZM138 234H140V232ZM125 238H126V240H125ZM11 240H13V237H11V239L9 241H11ZM139 240L140 239L138 238L136 241H139ZM150 240L151 241L154 240V241L149 242ZM140 242H141V240H140ZM169 242H170V244H169ZM251 242H253V243L251 244ZM263 243H264V240L259 239L258 240V246L256 245V247L261 246L262 248H264ZM149 244H151L152 246ZM191 246H192V244H191ZM167 249H168V251H167ZM180 249L182 251H180ZM171 251H173V252H171ZM1 254L2 253L0 252V255ZM177 254H178V256H177ZM63 258H64L63 252L61 254L60 253L55 254L53 256V259L50 260L49 264H61L64 261ZM60 260H62V261L60 262ZM141 263H143V261L139 262L138 264H141Z\"/></svg>",
	"mask_w": 264,
	"mask_h": 264
}]
</instances>
